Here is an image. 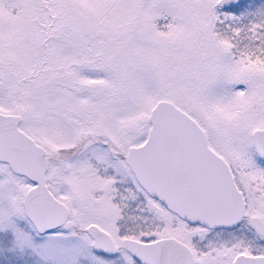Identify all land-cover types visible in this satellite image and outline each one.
I'll use <instances>...</instances> for the list:
<instances>
[{
	"label": "snow or ice",
	"instance_id": "obj_1",
	"mask_svg": "<svg viewBox=\"0 0 264 264\" xmlns=\"http://www.w3.org/2000/svg\"><path fill=\"white\" fill-rule=\"evenodd\" d=\"M0 264H264V0H0Z\"/></svg>",
	"mask_w": 264,
	"mask_h": 264
}]
</instances>
